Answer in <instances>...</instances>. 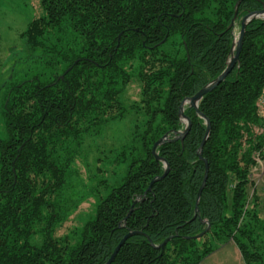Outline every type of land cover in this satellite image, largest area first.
I'll return each mask as SVG.
<instances>
[{
	"label": "trees",
	"instance_id": "obj_1",
	"mask_svg": "<svg viewBox=\"0 0 264 264\" xmlns=\"http://www.w3.org/2000/svg\"><path fill=\"white\" fill-rule=\"evenodd\" d=\"M238 1L236 20L264 6V0H40L44 15L23 37L47 54L52 73L48 80L14 84L4 101L0 264H105L129 231L144 235L128 238L111 264H200L230 242L244 264H264V208L257 212L247 204L253 154L264 145L252 133L264 126L256 108L264 87L262 19L246 26L238 63L198 104L211 125L202 150L208 176L200 218L192 219L204 175L197 149L205 123L188 105L191 127L183 142L157 149L167 175L133 204L163 174L151 149L163 135L183 129L181 101L225 69ZM133 77L141 86L135 113L142 122L113 159L125 168L111 185L99 180L93 215L75 242L57 238L61 215L71 206L72 164L86 138L124 117L120 96ZM202 221L210 229L194 239L207 227ZM168 237L163 250L150 246Z\"/></svg>",
	"mask_w": 264,
	"mask_h": 264
},
{
	"label": "rangeland",
	"instance_id": "obj_2",
	"mask_svg": "<svg viewBox=\"0 0 264 264\" xmlns=\"http://www.w3.org/2000/svg\"><path fill=\"white\" fill-rule=\"evenodd\" d=\"M43 15L40 0H0V138L5 136L3 106L9 88L23 81L48 80L51 76L52 71L48 66L47 54L43 50L32 49L23 37L29 25ZM239 29L240 20H236L233 28L235 38L238 36ZM140 90L138 80L131 78L120 96V101L125 108L124 117L105 124L98 135L85 139L70 173L71 206L65 208L61 215L62 223L56 227L55 237L71 238L74 243L76 233L93 215L97 203L96 190H101V186H98L99 180L107 179L111 185L123 172L124 165L117 164L115 160L121 150L127 148L135 123L142 122L141 115L137 116L135 113V109L138 110L140 107ZM258 117L261 120V117ZM252 133L254 136L262 137L264 144V126L253 127ZM113 159H115L114 162ZM253 179H256L255 173ZM247 190L249 209H254V205L255 211L259 206L264 208V180L256 183L255 194L258 198L255 197L251 185ZM231 197L232 193L229 189L228 211L231 206ZM261 217L263 218L262 215ZM200 264H243V261L237 248L231 243L219 245Z\"/></svg>",
	"mask_w": 264,
	"mask_h": 264
},
{
	"label": "water",
	"instance_id": "obj_3",
	"mask_svg": "<svg viewBox=\"0 0 264 264\" xmlns=\"http://www.w3.org/2000/svg\"><path fill=\"white\" fill-rule=\"evenodd\" d=\"M239 1L236 3L235 5V10H234V16L231 20L230 23V27L233 29L234 28V22L236 19V12H237V7H238ZM257 19H262L264 20V6L261 10H257V11H253L248 13L247 15H245L241 21H240V29H239V33L237 38H235V40H233L231 49L229 51V59L227 61V65L225 67V69L222 71V73L215 78L213 81H211L210 83L206 84L204 87H202L196 94H194L192 97L190 98H186L183 99L179 105V109H178V117H179V121L180 123L183 125V129L180 131H175L172 134V137H170L169 134H165L163 135L152 147L151 149V154L154 157L155 161L157 163H160L163 165V174L161 176H157L154 177L150 183H149V187L147 188V190L144 192L143 196L141 198H137L133 204H136L138 202H141L144 197L146 196L147 192L151 190V187L154 183L160 181L161 179H163L168 171H169V166L168 164L165 162V160L161 159L158 154H157V149L159 146H161L162 144H164L165 142H172V141H180L181 143L183 142L184 138L187 136L190 127H191V122L190 120L185 116L184 114V107L185 105H188L190 108H192L196 115L201 118L204 123H205V132L203 135V138L200 142V145L197 149V156L199 159H201L204 163V175L200 184V187L198 189L197 195H196V200H195V206H194V215L192 219L195 218H200L199 215V200L201 197V193L203 191V189L205 188V184L207 181V176H208V164L206 162V160L202 159V150H203V146L205 145L207 138L209 137V134L211 132V125L209 120L203 115L201 114V112L198 109V104L201 101V99L203 98V96H205L206 94H208L209 92H211L215 87H217L220 83H222L225 78L230 74V72L234 69V67L236 66V64L238 63L239 60V54L241 51V47H242V43H243V38L245 35V29L246 26L253 20H257ZM119 37L120 35H118V40L119 41ZM76 64V62L74 63ZM70 70V68L68 69V71ZM61 79L63 78V75L60 77ZM132 212V208L129 210L128 214L125 216V218L120 221L118 223V228H121L125 225L126 220L128 219V217L130 216ZM202 223H205L207 225L206 229L201 232L199 235L193 237L194 239H199L200 237H202L205 233H207V231L210 229V225L208 222L206 221H202ZM135 235H144L141 231H129L127 232L123 238L119 241V243L117 244V246L114 248L112 254L110 255V257L108 258V260L106 261L105 264H111L114 261L115 256L117 255L119 249L123 246V244L125 243V241L130 238L131 236H135ZM172 237H168L167 239H165L159 246L153 245L150 243V246L155 248V249H160L163 250V248L165 247V245L171 240Z\"/></svg>",
	"mask_w": 264,
	"mask_h": 264
},
{
	"label": "built area",
	"instance_id": "obj_4",
	"mask_svg": "<svg viewBox=\"0 0 264 264\" xmlns=\"http://www.w3.org/2000/svg\"><path fill=\"white\" fill-rule=\"evenodd\" d=\"M258 116L261 117V120L264 123V87L257 99L256 103ZM254 165L251 170L250 177L252 178L254 173L256 175L255 183H260L264 180V146L261 151L255 153L254 157Z\"/></svg>",
	"mask_w": 264,
	"mask_h": 264
},
{
	"label": "crops",
	"instance_id": "obj_5",
	"mask_svg": "<svg viewBox=\"0 0 264 264\" xmlns=\"http://www.w3.org/2000/svg\"><path fill=\"white\" fill-rule=\"evenodd\" d=\"M231 243H232V242L227 243V244H231ZM227 244H226V245H227ZM232 244H233V243H232ZM235 247H236V246H235ZM236 248H237V247H236ZM237 250H238V249H237ZM238 253H239V250H238ZM234 255H235V254H234ZM239 255H240V253H239ZM235 256H236V255H235ZM240 258H241V255H240ZM236 260H237V262H239L237 257H236ZM241 260H242V258H241ZM242 261H243V260H242ZM243 264H244V262H243Z\"/></svg>",
	"mask_w": 264,
	"mask_h": 264
},
{
	"label": "flooded vegetation",
	"instance_id": "obj_6",
	"mask_svg": "<svg viewBox=\"0 0 264 264\" xmlns=\"http://www.w3.org/2000/svg\"><path fill=\"white\" fill-rule=\"evenodd\" d=\"M242 18H243V17H241V18H239V19H237V20H240V21H241Z\"/></svg>",
	"mask_w": 264,
	"mask_h": 264
}]
</instances>
